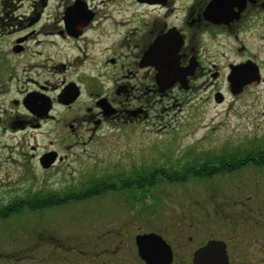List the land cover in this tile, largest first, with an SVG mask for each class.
<instances>
[{
	"label": "flooded vegetation",
	"instance_id": "obj_1",
	"mask_svg": "<svg viewBox=\"0 0 264 264\" xmlns=\"http://www.w3.org/2000/svg\"><path fill=\"white\" fill-rule=\"evenodd\" d=\"M236 69H243L245 81L233 91L229 79ZM263 71L264 0H0V134L48 124L56 133L44 146L17 144L0 160V182L12 175L68 179L74 190L49 194H77L75 202L134 188L122 183L141 182L148 189L149 182L167 180L166 164L137 165L115 152L111 170L99 176L107 177L105 191L84 197L86 157L99 156L90 144L96 140L99 147L150 125L158 131L169 126L171 121H159L186 101L198 80L208 88L223 78L225 90L213 93L218 103L255 85L262 86L264 98ZM27 98L48 112H33ZM256 145L250 150L262 152L251 154V162L240 159L234 171L216 174L263 167L264 144ZM50 152L56 158L46 166L42 157ZM104 162L98 158L95 164ZM211 204L197 200L194 207L170 212L95 209L106 222L80 226L79 235H67L46 263L264 264L263 203ZM22 209L46 208L20 206L15 213ZM210 242L220 243L222 253L200 257Z\"/></svg>",
	"mask_w": 264,
	"mask_h": 264
},
{
	"label": "rangeland",
	"instance_id": "obj_2",
	"mask_svg": "<svg viewBox=\"0 0 264 264\" xmlns=\"http://www.w3.org/2000/svg\"><path fill=\"white\" fill-rule=\"evenodd\" d=\"M200 82L198 80L196 88L187 94L186 101L170 109L165 119L159 121V124L171 121L169 126L158 131L150 125L116 141L110 137L106 140L108 144L102 143L99 147L100 142H92L89 150L99 156L86 157L89 170L82 179L88 180L81 188L87 190L107 178L99 176L111 170L114 159L118 158L115 152L125 153L129 161L137 165L142 160L151 165L160 160L169 167L186 159L205 161L221 154L252 152L250 149L257 147L256 144H264L262 86L255 85L240 97L228 95L224 103H218L213 93L218 88L225 90L223 78L208 88ZM49 126L0 134V160L9 158L17 144L23 143L27 148L30 144H48L56 135L48 130ZM94 146L95 149H91ZM98 158L106 162L96 165ZM72 182L68 179L43 182L12 175L0 182V208L26 196L48 195L55 189H61L60 193L69 192L75 189ZM135 194L141 193L135 188L118 190L85 202L72 201L36 211L22 209L0 219V264H47L48 258L58 254L56 247H61L67 235L73 239L79 235L80 226L106 222L104 214L94 212L104 207L138 206L170 212L180 207H194L197 200L201 206H211L212 202L214 206L227 203L236 208L257 202L264 206V166L251 165L213 177H190L186 182L163 180L149 188L146 198L139 196L134 200ZM88 211L91 213L87 214Z\"/></svg>",
	"mask_w": 264,
	"mask_h": 264
},
{
	"label": "trees",
	"instance_id": "obj_3",
	"mask_svg": "<svg viewBox=\"0 0 264 264\" xmlns=\"http://www.w3.org/2000/svg\"><path fill=\"white\" fill-rule=\"evenodd\" d=\"M262 151L259 152H249L246 151L243 154L238 156L237 154L232 155H219L215 158H210L209 160L205 161H197L186 159L185 161H179L174 165L169 167L165 166V175L166 179L169 182H186L190 177L200 178V177H211L212 175L216 174L217 171L227 170V171H234L238 165V161L240 159L246 160L248 163L251 162L253 159L251 154H260ZM256 158H260L256 156ZM219 163V164H218ZM218 164V165H217ZM105 184L106 181H102L101 183L98 182L93 184L90 188L85 190V196L99 194L105 191ZM124 187L126 186H133L138 192L141 193L142 198L147 196L149 192V188L156 185V182H149L148 189L144 186L141 182H133V183H122ZM77 194H51V195H40L36 194L33 197H24L19 201H15L14 203L5 205V208H0V219L7 218L11 214L16 212L17 207H32V208H47V207H54L57 205H62L64 203L77 201L78 200ZM135 197V195H133ZM83 200V199H79Z\"/></svg>",
	"mask_w": 264,
	"mask_h": 264
},
{
	"label": "water",
	"instance_id": "obj_4",
	"mask_svg": "<svg viewBox=\"0 0 264 264\" xmlns=\"http://www.w3.org/2000/svg\"><path fill=\"white\" fill-rule=\"evenodd\" d=\"M243 70V69H242ZM241 69L240 70H234L232 71V73L230 74V86L232 87V90L233 91H236L239 86L243 85L244 81L245 80H241ZM258 79V77H257ZM166 87H169V86H166ZM216 99L218 101H221L222 100V95L221 93H217V96H216ZM63 100L64 101H68L67 98L63 97ZM25 103L28 105V107H30V109L39 114V115H44L45 113L48 112V107H46L45 109H37L35 107V105L39 104L38 102H36L35 100H33L32 98H27L25 99ZM51 155V152L50 153H47L44 157H42L43 160H46L47 162L45 163L46 166L50 165L51 162H53L55 160V156H50ZM214 252H219V253H222L221 252V245L220 243L218 242H210L208 245H206L205 247L201 248V250L199 251V256L202 257V256H209L210 254L214 253ZM225 255V253H224Z\"/></svg>",
	"mask_w": 264,
	"mask_h": 264
}]
</instances>
